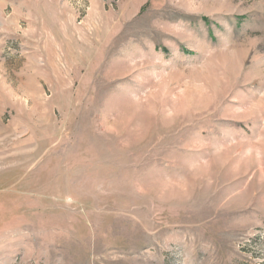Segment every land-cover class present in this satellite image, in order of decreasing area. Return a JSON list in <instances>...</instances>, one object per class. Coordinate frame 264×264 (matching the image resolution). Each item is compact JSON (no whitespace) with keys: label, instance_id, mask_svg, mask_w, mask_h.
Segmentation results:
<instances>
[{"label":"rangeland","instance_id":"obj_1","mask_svg":"<svg viewBox=\"0 0 264 264\" xmlns=\"http://www.w3.org/2000/svg\"><path fill=\"white\" fill-rule=\"evenodd\" d=\"M0 264H264V0H0Z\"/></svg>","mask_w":264,"mask_h":264}]
</instances>
